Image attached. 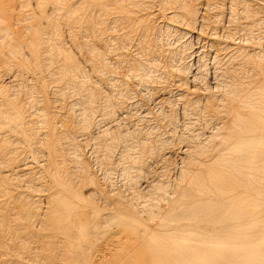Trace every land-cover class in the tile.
<instances>
[{"label": "rangeland", "instance_id": "rangeland-1", "mask_svg": "<svg viewBox=\"0 0 264 264\" xmlns=\"http://www.w3.org/2000/svg\"><path fill=\"white\" fill-rule=\"evenodd\" d=\"M99 1L102 2L103 0H0V97L1 94H7V98H5V95V97L2 96L0 98V187H2L0 188V236L4 233L3 238L0 237V241H3V243L0 242V264H112L116 261L119 262L118 264H121L123 261L130 260L135 253L137 243L133 236L118 235V232L122 228L128 227L132 217L130 215L136 216V214H132L134 213L132 210H135L133 207L136 208L140 201L148 203V208L153 212L167 207L165 206L167 205L166 199L172 201L173 197L179 194L181 190L190 188V186H187L180 179L182 169L192 170L193 173L197 172V174L201 173V166L204 164L212 166L211 159L218 151L224 147H228L233 142L232 138L228 137L233 126L231 125L232 122H230L233 117L232 112L236 108L238 111H235L234 114L236 112L243 114L246 111H258L262 95L264 94V0H260V2L259 0H255L256 2L252 0H242V2L239 0H164V4L161 0H152L153 4L149 0L152 4L149 5H151V8L154 7L155 11L157 10L156 12L153 8V11L150 12L152 9L148 8V4L145 3V7L142 6L138 11H133V13L127 12L130 7L125 6L124 12L127 15V20L124 21V24L120 23L116 27L117 36L121 32L123 33V31V34L125 32L128 33V36L125 37L126 41L125 39L123 40L124 44L128 45L129 40L134 37L136 30H139L146 24L152 28L162 26L161 28L165 27L164 29L166 30L170 29V31H175V33L179 32L178 35L181 34L182 37L187 33L184 35L183 40L180 36L181 38L178 43L181 44H177L172 39L170 40L172 41V43L170 42L171 46H168L164 40L160 44L158 43L156 56L160 59L156 58L153 61L158 62L152 63L155 68L151 66L152 64L149 65L154 70L149 69L150 75L148 69H145V72H139L138 70L127 72L128 69H133L135 64L137 67V63L143 64V62L145 63L149 59L147 51L145 52L139 47L137 48L140 50L133 48L134 52L132 48H122L124 50L123 52L120 49L122 55L127 49H131L132 51H127L123 58L126 56L128 58L123 59L124 64H119L116 62L118 59L113 54L111 55V52L102 45L100 39L102 37L107 38L110 34V29L107 27L109 26L108 16L102 23L103 25L99 21V6L101 3ZM143 1L148 2V0ZM165 3L168 5L167 11L171 9L173 11L166 13V8H164ZM155 4H157L156 8ZM237 4L241 9L235 7ZM244 4L247 6L246 8H244ZM251 4L252 6L255 4V8L251 7ZM95 5L98 8L94 7ZM221 7L231 10V15L229 12L227 14V11ZM160 8L164 9L161 11ZM242 8L246 11L242 10ZM147 9L149 10V15ZM232 11L235 15L232 14ZM137 12L139 15L141 14L140 17L143 15L141 19L148 15L147 19L146 17L143 19V21H146L143 22L141 20L143 24L141 21L132 24L133 19L139 16L135 14ZM257 12L261 18L258 17ZM129 13L133 16L128 15ZM177 14L179 15L177 16ZM168 15L171 18H168ZM177 17L180 21L182 19L181 23L182 25L184 23V26L181 25L180 21L176 20ZM255 17L258 18L255 19ZM216 18L217 20L215 21ZM229 18L231 19L230 24H228ZM166 20L172 21V26L170 22L169 24L168 22L166 23ZM174 20L180 23L182 27L174 22ZM105 21L108 23L106 22L107 24L104 25ZM188 21H191V23ZM153 22V25H157L153 26ZM257 22L258 24H254ZM259 23L262 25V28L259 26ZM127 24H132L131 27L133 25L135 27L132 30H128ZM169 25L170 27H167ZM189 25H193V27H189ZM254 25L256 27H253ZM100 26L105 32L108 31V33L106 32L107 35L104 32L100 33ZM174 27L177 29L175 28L176 30H174ZM178 28L180 29L178 30ZM192 28L194 29L192 30ZM199 30L201 31L199 32ZM201 32H203L202 36H200ZM222 33L224 34L222 35ZM132 34L133 37L131 36ZM136 34H138V31ZM208 35L209 38L213 36L217 38L214 39L213 37L209 39ZM224 35L225 40L222 37ZM228 35L232 41L230 38H227ZM218 38L219 40H217ZM216 42L217 44H215ZM185 43L186 47L189 46V48L193 49L191 51L187 47V51L189 49V53H186L189 56L188 58L185 54L183 55L184 58L182 55L180 58H177L175 64L179 65V67L175 65L174 68L181 69V73L179 74L178 71H175L176 69L174 70L169 65L171 63L165 62L166 59H163V56L166 49H169V51L174 50L177 48L175 46ZM218 45L221 47L219 46V48ZM166 46L167 48H165ZM222 47L223 50H221ZM224 51L226 52L225 54L215 55ZM196 52H199L198 55ZM132 54L134 56L138 55V57L136 56L137 59L136 57L133 59L130 56ZM197 56L201 59L199 58L198 60ZM138 59L143 61L141 62ZM133 60L134 62L132 63ZM199 61L204 64H199ZM216 61H219L218 66L219 63L225 62L227 67H232L236 71L240 68L234 74L235 77L232 79L230 91L227 92L228 94H225L229 97H238L239 99L229 98V100L228 96L224 95L227 99L225 100L223 94H221L222 97L220 96L219 92L221 90H217V82L214 79L215 71H217V67H214V65L217 66V63H214ZM159 63L163 65L161 66ZM164 63L168 64L165 65ZM183 64L189 68L187 71L183 72ZM247 64L249 68L245 67L248 66ZM164 67L166 68L165 72L162 71ZM125 68H128L127 71ZM169 68L172 73L169 71ZM254 70L255 72H253ZM155 71L157 74H154ZM256 71L258 73L260 71V73L258 74ZM202 73L206 77H203L205 79V82L202 80L204 83L196 79L197 76L201 77ZM166 74H169V77ZM244 84H248V87ZM184 85H186L185 88H183ZM189 89L190 91L188 92ZM212 91L217 93L214 94ZM230 93L233 95L231 96ZM219 96L221 97L220 101H218L220 99ZM192 98L197 99V104L193 107H185V103ZM205 99L208 100L206 104ZM6 101L10 103V107L6 104ZM225 101L229 104L225 103ZM2 103H5L6 106ZM223 103L227 104V106L223 105ZM230 103L235 105H232L234 108H231ZM242 104H247L248 107L245 108ZM198 105H200L199 108ZM11 107L14 108V111L10 110L13 113L9 111V109H12ZM225 108H230L228 110V114L231 113L229 116ZM182 109L186 110V112ZM224 110H226V113ZM14 112L20 114L17 115ZM14 115L15 117L23 115V117L19 118L22 123ZM191 117L192 119L190 120ZM224 118L225 121L221 122ZM23 119L30 122H26ZM31 120L35 123L32 124ZM219 125L222 126L220 127ZM209 127L212 128L209 129ZM223 127L225 129L226 127L228 128L226 129L227 132ZM26 133L28 134L26 135ZM212 133L217 134L215 136ZM219 134L223 136L221 137L223 140L219 138ZM16 135L29 143H25L24 140L18 138ZM185 136L189 139L187 140ZM215 137L218 139H215ZM209 138L212 139L211 142ZM195 139L197 140L195 141ZM197 141H200L202 144L196 143ZM202 141L206 143L205 147L211 151L205 147L202 148L204 146ZM26 144L30 147L28 148ZM196 145H199L197 147L201 146L200 148L204 150L205 153L203 155L197 152L199 148ZM186 150L188 155L185 153ZM194 151L199 155L193 154ZM190 156L195 159V163ZM198 156H201L203 159ZM187 159H191L193 163ZM46 173H49L48 176ZM1 182L4 187L3 185L1 186ZM180 184L184 187L180 186ZM159 188L162 190L160 191ZM132 194H135L137 197L135 198ZM2 196L4 197L2 198ZM58 198L66 200L71 205V211L68 212L69 216L67 215L64 226L79 222V224L87 228L88 233L80 237L79 230L75 228H72L69 232L62 231V233H57L54 231L51 223L54 218L60 215L56 208V200ZM132 198L135 204H133ZM7 200L9 201L7 202ZM4 201L7 203L2 204L5 203ZM102 206L105 207L104 211L102 210ZM108 206L110 208H107ZM111 211L121 213L117 214L116 219H111L107 225L99 227L98 225L102 222V213L109 215ZM108 219L110 220V217ZM151 221H145V225L151 227L152 224L153 228L157 224V219L153 218ZM6 226L9 231L5 228Z\"/></svg>", "mask_w": 264, "mask_h": 264}, {"label": "bare ground", "instance_id": "bare-ground-1", "mask_svg": "<svg viewBox=\"0 0 264 264\" xmlns=\"http://www.w3.org/2000/svg\"><path fill=\"white\" fill-rule=\"evenodd\" d=\"M156 1V0H155ZM164 0H161V2H163ZM178 1V0H176ZM240 2H242V0H239ZM238 1V2H239ZM250 1V0H249ZM253 2L255 0H252ZM39 2V1H38ZM101 2V1H99ZM149 2V0H148ZM147 1H143V0H103L101 3H100V6H99V17L101 21V24L104 22V20H106L105 18H107L108 16V21H105L104 25L105 24H109V26H107L110 30V34L109 36H107V38H104L102 37L100 39V42L102 43L103 46H105L109 52H111V55L113 54L114 57H116L118 59V61H116L117 63L119 64H124L123 62V59L126 58L124 56V54H126L127 51H130L129 49H127V51L125 50V53L122 55L120 53V49L123 50L125 47H128V48H137L139 47L140 49H142L143 51H147L146 53H148L149 55V59L143 64L142 63H137V67H136V64H135V69L133 67V69H128V68H125L126 71L128 69L127 72L129 71H132V70H138L139 72H145V69L147 70L148 69V73H149V69H151L152 71H154L149 65L152 64V63H156V62H153L156 60V58H158L157 55V52H156V47L157 45L160 44L161 41L164 40V42H167V45L168 46H171V43L173 40H175V42L177 44H181V43H178L180 38L182 37L181 34L178 35V33H175V31H170V29L166 30L164 28H161V27H157V28H152L150 26H148L147 24L142 26V28H140L139 30H136V32L138 31V34H134V37H133V34L131 35L133 38H131L128 42V45L124 42L123 40L125 39L126 36H128V33L123 31V33L117 36V32H116V27L117 25H119L120 23L124 24V21L127 20V15H125V8L126 7H130L129 10L127 12H130V13H133V11H138V9L142 6L145 7V3L148 4V8L150 9H154V7L151 8V5L153 4L152 3V0L148 3ZM154 2V1H153ZM158 2V1H157ZM160 2V3H161ZM216 2V1H214ZM256 2V1H255ZM260 2V0H259ZM156 3V2H155ZM181 3V2H180ZM179 3V4H180ZM184 3V1H183ZM189 3V2H188ZM218 3V2H216ZM220 3V2H219ZM237 3V2H236ZM235 3V5H236ZM246 3V2H245ZM151 4V5H149ZM164 4V2H163ZM222 4V3H220ZM250 4V3H249ZM157 4H155V8L157 7L156 6ZM166 5V7H165ZM164 5V8H166V13L169 12V11H173L172 9L167 11V4L165 3ZM227 5V4H226ZM234 5V6H235ZM245 5V4H244ZM257 5V4H256ZM126 6V7H125ZM159 6V5H158ZM177 6V5H176ZM206 6V5H205ZM223 6V5H222ZM250 6V5H248ZM94 7H97L98 6H94ZM174 7V6H172ZM214 7V6H213ZM235 7H239L238 4L237 6ZM241 7H242V4H241ZM247 6L245 5L244 8H246ZM251 7H254L255 8V4H251ZM163 8V9H164ZM169 8V7H168ZM179 8V7H178ZM220 8V7H218ZM222 8V7H221ZM229 8V7H228ZM227 8V9H228ZM233 8V7H232ZM252 8V9H254ZM257 8V7H256ZM259 8V7H258ZM72 9V8H71ZM73 9H74V6H73ZM95 9V8H93ZM145 9V8H144ZM142 9V10H144ZM150 10V12L153 11ZM163 9L160 8V10L162 11ZM175 9V7H174ZM202 9V8H201ZM205 9V7H204ZM222 9H225L224 7ZM231 9V7H230ZM237 9V8H236ZM241 9V8H240ZM248 9H250L248 7ZM97 10V9H96ZM95 10V11H96ZM206 10V9H205ZM217 10V9H216ZM220 10V9H219ZM229 10V9H228ZM226 10L227 11V14L228 12L230 13L231 15V10ZM239 10V9H237ZM242 10H244L242 8ZM261 10V9H260ZM149 10L147 9V13L148 15L150 14L148 12ZM155 11V9H154ZM157 11V10H156ZM155 11V12H156ZM158 11H159V8H158ZM201 11V10H200ZM214 11V10H213ZM235 11V10H234ZM246 11V10H244ZM257 11V10H256ZM140 12V11H139ZM146 12V11H145ZM176 12H177V9H176ZM181 12V10H180ZM223 12V11H221ZM238 13H240L239 11H237ZM236 12V14H237ZM254 12V11H253ZM252 12V13H253ZM86 13V12H85ZM128 14V15H132V14ZM143 14H145L144 12H141ZM146 13V14H147ZM160 13V11H159ZM158 13V14H159ZM162 13V12H161ZM164 13V12H163ZM175 13V12H174ZM179 13V11H178ZM244 13V12H243ZM242 13V14H243ZM249 13V12H248ZM256 13V12H255ZM262 13V12H261ZM264 13V11H263ZM72 14V13H71ZM136 15L139 13H135ZM180 14V13H179ZM177 14V16L179 15ZM200 14V13H199ZM225 14V13H224ZM232 14L233 11H232ZM241 14V15H242ZM245 14V13H244ZM258 14V12H257ZM256 14V15H257ZM98 16V14H96ZM141 15V14H140ZM140 15L138 17H140ZM147 15V17H148ZM155 15V14H154ZM153 15V17H154ZM161 15V14H160ZM235 15V14H234ZM233 15V16H234ZM238 15V14H237ZM236 15V16H237ZM239 15V16H241ZM255 15V16H256ZM259 15V14H258ZM92 16V15H91ZM96 16V18H97ZM133 16V15H132ZM152 16V15H151ZM158 16V15H157ZM169 17L168 18H171L170 15H168ZM183 16V15H182ZM215 16V15H214ZM219 16V15H218ZM251 16V14H250ZM263 16V15H262ZM130 18H132L131 16H129ZM136 18V19H133V23L132 24H135V22L137 23L138 21H143V19L146 17L144 16L143 19H141V17H143V15L140 17V18ZM146 17V19H147ZM167 17V16H166ZM213 17V16H212ZM229 17V16H228ZM232 17V16H231ZM258 17L261 18V16L259 15ZM257 17V18H258ZM91 18V17H90ZM135 18V16H134ZM156 18H159V17H156ZM215 18V17H213ZM234 18V17H233ZM232 18V19H233ZM236 18V17H235ZM255 17V19H257ZM263 18V17H262ZM85 19V18H84ZM154 19V18H152ZM175 19V18H174ZM181 19V18H180ZM222 19V18H221ZM241 19V18H240ZM89 20V19H88ZM98 20V19H96ZM131 20V19H130ZM129 20V21H130ZM164 20V18H163ZM178 22L180 21L179 18L177 17L176 19ZM176 20H174V22H176ZM199 20V19H198ZM217 20V18L215 19V21ZM239 20V19H238ZM237 20V21H238ZM261 20V19H260ZM98 21V22H99ZM128 21V22H129ZM141 21V22H142ZM146 21V20H144ZM143 21V22H144ZM158 21V20H157ZM182 21V19H181ZM180 21V23H181ZM203 21V20H202ZM222 21V20H220ZM228 21V20H227ZM231 21V19L229 18V21H228V24H230L229 22ZM264 21V20H263ZM88 22V21H87ZM107 22V23H106ZM140 22V23H141ZM142 22V24H143ZM155 22V21H154ZM154 22L152 23V25L154 24ZM160 22V21H158ZM157 22V23H158ZM162 22V20H161ZM170 22V20H166V23ZM172 22V21H171ZM171 22H170V25H171ZM176 22V23H178ZM191 23V21H188ZM199 22V21H198ZM204 22V21H203ZM234 22V21H233ZM241 22V21H239ZM238 22V23H239ZM261 22V21H260ZM156 23V22H155ZM163 23V22H162ZM160 23V24H162ZM180 23H178V25L180 26ZM252 23V22H251ZM262 23V22H261ZM99 24V23H98ZM132 24H127L128 26V30H132L133 27H135ZM139 24V23H138ZM167 24V25H168ZM174 24V23H173ZM206 24V23H205ZM217 24V23H216ZM254 24H258L257 23H254ZM95 25V23H94ZM103 25V24H102ZM137 25V24H136ZM150 25V24H149ZM157 25V24H155ZM153 25V26H155ZM167 26V27H170ZM177 25V24H176ZM174 25V26H176ZM182 25V23H181ZM188 25V23H187ZM186 25V26H187ZM200 25V24H199ZM215 25V24H214ZM212 25V26H214ZM165 26V25H164ZM172 26V25H171ZM184 26V23L183 25ZM180 26V27H182ZM227 26V25H226ZM231 26V25H229ZM228 26V27H229ZM236 26V25H235ZM259 26H261L262 28V25H260L259 23ZM82 27V26H81ZM84 27V26H83ZM90 27V26H89ZM99 27V26H98ZM106 27V26H105ZM106 27V28H107ZM122 27V25H121ZM131 27V28H129ZM139 27H141L139 25ZM178 27V26H176ZM174 27V30H176L177 28ZM189 27H193V25H189ZM195 27V26H194ZM215 27V26H214ZM253 27H256V25H254ZM264 27V26H263ZM173 28V27H172ZM176 28V29H175ZM186 28V27H185ZM204 28V27H203ZM206 28V27H205ZM122 29V28H120ZM126 29V30H127ZM180 28H178L179 30ZM187 29H188V26H187ZM194 28H192L193 30ZM258 29V28H257ZM99 30V29H97ZM108 30V29H107ZM173 30V29H172ZM189 30H191L189 28ZM188 30V32H189ZM198 30V29H197ZM202 30V29H201ZM199 30V32L201 31ZM212 30V28H211ZM239 30V29H238ZM254 30V28H253ZM84 31V30H82ZM100 33L104 32L106 35L108 33V31L105 32V30L103 28H101L100 26ZM181 31V30H180ZM182 31H186V30H182ZM112 32V33H111ZM116 32V33H115ZM133 32V31H132ZM198 32V31H197ZM204 32V31H203ZM201 32V35L202 36V33ZM211 32V31H209ZM98 33V32H97ZM130 33V31H129ZM134 33V32H133ZM183 34V32H181ZM213 33V31H212ZM249 33V32H248ZM2 34V33H1ZM92 34V33H91ZM187 34V33H185ZM184 34V35H185ZM205 34V32H204ZM224 33H222L223 35ZM234 34H238V33H234ZM18 35V34H17ZM84 35V34H83ZM101 35V34H100ZM99 35V36H100ZM184 35L182 37V40L184 39ZM210 35V34H209ZM209 35H208V38H209ZM240 35V33H239ZM6 36V35H5ZM181 36V37H180ZM212 36V34H211ZM238 36V35H237ZM236 36V37H237ZM198 37V36H197ZM214 37V36H213ZM211 37V38H213ZM220 38V36H218ZM225 40V35L222 36ZM245 37V36H243ZM130 38V37H129ZM128 38V39H129ZM201 38V37H200ZM203 38V37H202ZM209 38V39H211ZM217 38L216 36L214 37V39ZM219 38L217 40H219ZM228 39L230 38V40L232 41L231 37L228 35L227 37ZM234 38V37H233ZM20 39V38H19ZM172 39V41H170ZM208 39V40H209ZM221 39V38H220ZM235 39V38H234ZM241 39V38H240ZM239 39V40H240ZM255 39V38H254ZM253 39V40H254ZM185 40H186V37H185ZM207 40V38H206ZM238 40V41H239ZM126 41V39H125ZM211 41V40H210ZM215 41V40H214ZM223 41V40H221ZM236 41V40H235ZM243 41V40H242ZM122 44H121V43ZM163 42V43H164ZM171 42V43H170ZM219 42V41H218ZM159 43V44H158ZM214 43V42H213ZM224 43V42H223ZM188 44V43H187ZM206 44V43H205ZM212 44V43H210ZM217 44V42L215 43ZM243 44V43H242ZM166 45V44H165ZM175 45V44H174ZM244 45V44H243ZM220 45H218L219 47ZM104 47V48H105ZM160 47V46H159ZM158 47V48H159ZM164 47V46H163ZM177 47V48H175ZM173 46V48H175L174 50H170L169 49L165 50V54L163 56V59H166L165 62H169L171 64H169L170 66L173 67V69L175 70L176 68L175 67V63H176V60L177 58H180L181 55L183 56L184 54L186 55V53L189 51V49H191V47L189 48V46H187L189 49L187 51V47H186V43L185 44H182V45H179V46ZM215 47V46H213ZM221 47V46H220ZM219 47V48H220ZM123 48V49H122ZM137 48V49H139ZM157 48V49H158ZM167 48V46L165 47ZM169 48V47H168ZM172 48V49H173ZM14 49V48H13ZM139 49V50H140ZM193 49V48H192ZM191 49V51H192ZM204 49H205V45H204ZM208 49V48H207ZM211 49V48H210ZM213 49V48H212ZM215 49V48H214ZM225 49V48H224ZM159 50V49H158ZM223 50V47L222 49ZM226 50V49H225ZM231 50V49H230ZM132 51V50H131ZM161 51V50H160ZM190 51V52H191ZM214 51V50H213ZM217 51V49H216ZM215 51V52H216ZM229 51V50H228ZM233 51V50H232ZM124 52V50H123ZM122 52V53H123ZM133 52H134V49H133ZM131 52V53H133ZM140 52V51H139ZM200 52V51H199ZM198 52V53H199ZM218 52V51H217ZM231 52V51H230ZM234 52V51H233ZM232 52V53H233ZM237 52V51H236ZM137 53V51H136ZM135 53V54H136ZM142 53V52H141ZM140 53V54H141ZM145 53V54H146ZM160 53V52H159ZM189 53V52H188ZM194 53V52H193ZM197 53V52H196ZM197 53V55H198ZM201 53H203L201 51ZM225 54L226 52H221L220 54H215V55H221V54ZM231 53V54H232ZM143 54V53H142ZM161 54V53H160ZM159 54V55H160ZM195 54V53H194ZM193 54V55H194ZM259 54V53H258ZM109 55V53H108ZM205 55V54H204ZM227 55V54H226ZM239 55V54H238ZM112 56V57H113ZM133 59L138 55L134 56L133 54L130 55ZM187 56V55H186ZM201 56V55H200ZM260 56V55H259ZM99 57V56H97ZM136 57V59H137ZM146 57V56H145ZM160 57V56H159ZM189 56H187L188 58ZM193 57V56H192ZM211 57V56H209ZM214 57V56H213ZM223 57V56H221ZM128 58V57H127ZM130 58V57H129ZM184 58V56H183ZM186 58V60H187ZM190 58H191V55H190ZM198 58V56H197ZM200 58V57H199ZM198 58V60H199ZM203 58V57H202ZM160 59V58H158ZM162 59V58H161ZM201 59V58H200ZM214 59V58H213ZM219 59V58H218ZM222 59V58H221ZM224 59H225V56H224ZM132 60V59H131ZM140 60L141 62L143 60L141 59H138ZM179 60V59H178ZM204 60V59H203ZM201 60V61H203ZM230 60V59H229ZM244 60V59H243ZM102 61V60H101ZM161 61V60H160ZM159 61V62H160ZM175 61V62H174ZM192 61V59H191ZM211 61V60H210ZM223 61V59H222ZM245 61V60H244ZM131 62V61H129ZM134 62V60L132 61V63ZM136 62V61H135ZM164 62V61H162ZM185 62V61H184ZM200 62V61H199ZM198 62V63H199ZM218 62L219 61H216L214 63H217L214 67H217V71H215V74H214V79L216 80L217 84H216V87L218 88L217 90H221L219 92L220 96L222 97L221 94H223V98L225 96H228V95H225L229 90V88L231 87V83H232V79L233 77H235V72H238L239 69H237L238 71L234 70L232 67H227V65L225 64V62H222V63H219V66H218ZM221 62V61H220ZM158 63V62H157ZM161 63V62H160ZM159 63V64H160ZM183 63V62H182ZM188 63V62H186ZM184 63V64H186ZM224 63V64H223ZM228 63V62H227ZM248 63V62H247ZM165 64V63H164ZM168 64V63H167ZM165 64V65H167ZM183 64V66H184ZM199 64H204L203 62H200ZM197 64V65H199ZM221 64V65H220ZM249 64V63H248ZM247 64V65H248ZM13 65V64H12ZM116 65V63H115ZM132 65V64H131ZM161 66L163 64H160ZM169 65L167 66V69L169 67ZM189 65H192V64H189ZM196 65V64H195ZM212 65V64H211ZM153 66V64L151 65ZM179 67V65H176ZM187 65H185L182 70L183 72L189 68L186 67ZM204 66V65H203ZM202 66V67H203ZM229 66V65H228ZM131 67V66H129ZM199 67V66H198ZM246 68L248 67L249 68V65L248 66H245ZM258 67V66H257ZM111 68V67H110ZM132 68V67H131ZM153 68H155V66H153ZM158 68V67H156ZM192 68V67H191ZM190 68V69H191ZM205 68V66H204ZM261 68V67H260ZM164 69V70H163ZM162 69V71L165 72V67ZM172 69V70H173ZM236 69V68H235ZM256 69V68H254ZM173 70V71H174ZM199 70H202V69H199ZM214 70V69H213ZM253 70V69H251ZM258 70V69H257ZM263 70V68H262ZM138 71H136L138 73ZM169 71H170V68H169ZM175 71H178L179 74L181 73V69L179 70V68H177ZM248 71V69H247ZM58 72V71H57ZM147 72V71H146ZM172 73V71H170ZM204 72V71H203ZM249 72V71H248ZM255 72V70L253 71ZM257 72V71H256ZM133 73V72H132ZM131 73V74H132ZM151 73V72H150ZM149 73V75H150ZM156 73V71L154 72V74ZM162 73V72H161ZM207 73V72H206ZM258 73V72H257ZM260 73V71H259ZM258 73V74H259ZM97 74V73H96ZM140 74V73H139ZM144 74V73H143ZM147 74V73H146ZM157 74V73H156ZM183 74V73H182ZM181 74V75H182ZM188 74V73H187ZM129 75V74H128ZM152 75V74H151ZM160 75V74H159ZM169 75V74H168ZM167 74L166 76L169 77ZM2 76V75H1ZM139 76V75H138ZM156 76V75H155ZM161 76V75H160ZM173 76H175L173 74ZM249 76V75H248ZM254 76H256L254 74ZM258 76V75H257ZM48 77V76H47ZM141 77V76H140ZM143 77V76H142ZM148 77V76H147ZM152 77V76H151ZM185 77H187L185 75ZM198 77V78H197ZM196 79H199V80H204L205 82V79L203 77H205V74L202 73L201 77L200 76H197ZM264 77V76H263ZM203 78V79H202ZM206 78V77H205ZM255 78V77H254ZM7 79V78H6ZM137 79V78H136ZM140 79V78H139ZM153 79V77H152ZM155 79V78H154ZM157 79V78H156ZM159 79V78H158ZM165 79V77H164ZM168 79V78H167ZM194 79V78H192ZM236 79V78H234ZM82 80V79H81ZM114 80V79H113ZM173 80V79H172ZM199 80H196V81H199ZM249 80V79H248ZM13 81V80H12ZM19 81V80H18ZM128 81V80H127ZM140 81V80H139ZM193 81V80H191ZM195 81V80H194ZM236 81V80H235ZM245 81V80H244ZM247 81V80H246ZM115 82V81H114ZM141 82V81H140ZM151 82V81H150ZM188 82V81H186ZM185 82V83H186ZM203 82V81H202ZM203 82V83H204ZM261 82V81H259ZM12 83V82H11ZM145 85H146V82L144 81ZM182 83V82H181ZM184 83V84H185ZM199 83V82H198ZM240 82L238 81V84ZM246 83V82H244ZM250 83V82H249ZM71 84V83H70ZM125 84V83H124ZM127 84V83H126ZM142 84V83H141ZM263 84V83H262ZM55 85V84H54ZM148 85V84H147ZM175 85V84H174ZM204 85V84H203ZM240 85V84H239ZM246 85V87H248V84H244ZM256 85V84H255ZM180 86V85H179ZM182 86V84H181ZM186 85H184L183 88H185ZM252 86V85H251ZM259 86V85H258ZM73 87V86H72ZM77 87V86H76ZM150 87V86H149ZM191 87V86H190ZM238 87V86H237ZM256 87V86H254ZM1 88V87H0ZM187 88V87H186ZM209 88V87H208ZM239 88V87H238ZM241 88V87H240ZM249 88H252V87H249ZM70 89V87H69ZM125 89V88H124ZM177 89V88H176ZM182 89V88H181ZM205 89V88H203ZM234 89V87H233ZM237 89V88H236ZM67 90V89H66ZM143 90V89H142ZM184 90V89H182ZM181 90V91H182ZM5 91V90H4ZM178 91H179V88H178ZM185 91V90H184ZM190 91V89L188 90V92ZM192 91V89H191ZM194 91V90H193ZM207 91V89H206ZM254 91V90H253ZM3 92V91H2ZM6 92V91H5ZM4 92V93H5ZM213 92V91H212ZM252 92V90H251ZM85 93V92H84ZM186 93V92H185ZM214 94L217 93V92H213ZM211 93V94H213ZM233 93V92H232ZM259 93V92H258ZM83 94V93H82ZM196 94V93H195ZM228 94V93H227ZM231 94V93H230ZM242 94V93H241ZM5 95V94H4ZM1 94V97L4 96ZM7 95V94H6ZM5 95V96H6ZM182 95V94H181ZM202 95V94H201ZM225 95V96H224ZM233 94H231L232 96ZM235 95V94H234ZM239 95V94H238ZM4 96V97H5ZM198 96V95H196ZM205 96V95H204ZM219 96V97H220ZM0 97V98H1ZM60 97V96H59ZM102 97V96H101ZM147 97V96H146ZM195 97V96H194ZM218 97V98H219ZM221 97L218 101L221 100ZM249 97V96H248ZM7 98V96L5 97ZM74 98V97H73ZM156 98V97H155ZM181 98V97H180ZM188 98V97H187ZM206 98V97H205ZM211 98V97H210ZM216 98V97H215ZM222 98V99H223ZM229 98H235V97H229L228 96V99ZM238 98V97H237ZM235 98V99H237ZM254 98V97H253ZM112 99V98H111ZM120 99V98H119ZM162 99V98H161ZM183 99V98H181ZM199 99V98H198ZM201 99V98H200ZM209 99V97H208ZM234 99V100H235ZM239 99V98H238ZM252 99V98H251ZM250 99V100H251ZM1 100V99H0ZM7 100V99H6ZM11 100V98H10ZM166 100V99H165ZM168 100V99H167ZM213 100V99H212ZM225 100L226 97H225ZM230 100V99H229ZM242 100V99H240ZM8 101V100H7ZM6 101V104L9 105L10 103H7ZM14 101V100H13ZM78 101V100H77ZM203 101V100H202ZM206 101H208L207 99H205V104H206ZM210 101V99H209ZM217 101V99H216ZM237 101V100H236ZM242 101H245V100H242ZM3 102V101H2ZM5 102V101H4ZM82 102V101H81ZM174 102V101H173ZM197 102V99L195 98H192L190 101H187L185 103V107L187 106L188 107H193L195 106V104ZM213 102V101H212ZM234 102V101H233ZM239 101H237L238 103ZM251 102V101H250ZM13 103V102H12ZM74 103V102H73ZM110 103V102H109ZM165 103V102H163ZM202 103V102H201ZM225 103H227L225 101ZM6 106L5 103H2ZM168 104V102H167ZM172 104V103H171ZM199 104V103H198ZM203 104V103H202ZM200 104V105H202ZM229 104V103H227ZM227 104H224L223 105H226ZM240 104V103H238ZM259 104V103H258ZM1 105V104H0ZM15 105V104H14ZM75 105V104H74ZM106 105L108 106V104L106 103ZM198 105V108L199 106ZM233 103L231 104L230 103V106L231 108L235 105H233ZM244 105V104H242ZM247 104L244 105L245 108L248 107V105L246 106ZM16 106V105H15ZM103 106V105H102ZM183 106V105H182ZM203 106V105H202ZM216 106V105H215ZM1 107V106H0ZM10 107V105H9ZM8 107V108H9ZM17 107V106H16ZM183 107V108H185ZM197 107V106H196ZM225 107V106H224ZM250 107V106H249ZM254 107V106H253ZM12 108V107H11ZM18 108V107H17ZM16 108V109H17ZM21 108V107H20ZM108 108V107H107ZM131 108V107H130ZM221 108V107H220ZM234 108V107H233ZM2 109V108H1ZM15 109V111H16ZM19 109V108H18ZM78 109V108H77ZM168 109V108H167ZM194 109H197V108H194ZM193 109V110H194ZM223 109V107H222ZM220 109V110H222ZM227 109V114H228V108H225ZM237 109V108H236ZM235 111H238L236 110ZM241 109V108H239ZM10 110H13L14 111V108L12 109H9ZM183 110V109H182ZM190 110H192L190 108ZM219 110V108H218ZM244 111V109H242ZM253 110V109H251ZM13 111L10 113H13ZM20 111V110H18ZM184 111V110H183ZM189 111V110H188ZM225 113H226V110H224ZM234 111V112H235ZM17 112V111H16ZM14 112V114L16 113ZM21 112V111H20ZM186 112V110L184 111ZM200 112V111H199ZM221 112V111H220ZM232 112V111H231ZM234 112H232L233 114V117L231 118L232 120L230 122L232 126L229 134H228V137L232 138V143L228 146V147H224L222 150L218 151V153L211 159L212 160V166H209L208 164H204L201 169V173L197 174L196 173H193L192 170H184L182 169V173L180 174V179L182 181L185 182V184H187V186H190V188H186V189H183L181 190V192L179 194H176L172 201H168V199H166V204L165 206L167 207H163L162 209H158L157 212H153L152 210H150L147 206V204L145 202H139L137 204V207L133 209L135 210H132L134 211V213L132 214H136V216L134 215H130L132 216L131 217V221H130V224L128 225L127 228H122L119 232H118V235H126V236H133V238L135 239L137 245H136V250H135V253L133 255V257L128 260V261H123L121 262V264H264V173L263 170H264V94L262 95V98H261V103L259 104V107H258V111H246L244 112L243 114L239 113V112H236L234 114ZM96 113V112H95ZM164 113V112H163ZM188 113V112H187ZM217 112H215L216 114ZM1 114V113H0ZM17 114V113H16ZM20 114V113H19ZM17 114V115H19ZM81 114V113H80ZM156 114V113H155ZM158 114V113H157ZM199 114V113H198ZM213 114V113H212ZM221 114V113H220ZM231 114V113H230ZM228 114V116L230 115ZM141 115V114H140ZM191 115V114H190ZM218 115V114H216ZM225 115V114H223ZM214 117V115H212ZM222 116V115H221ZM15 117V115H14ZM18 117V116H16ZM15 117V118H16ZM21 117H23V115H21ZM20 116L18 117V120L20 122V119L21 118ZM103 117V116H102ZM135 117V116H134ZM217 117V116H216ZM223 117V116H222ZM11 118V117H10ZM145 118V117H144ZM195 118V116H194ZM200 118V117H199ZM218 118V117H217ZM9 119V118H8ZM42 119V117H41ZM96 119V118H95ZM185 119V117H184ZM187 119V118H186ZM192 119V117L190 118V120ZM196 119V118H195ZM198 119V118H197ZM214 120H216L215 118H213ZM17 120V121H18ZM23 120H26V119H23ZM22 120V121H23ZM44 120V118L42 119ZM41 120V121H42ZM164 120V119H163ZM188 120V119H187ZM194 120V119H193ZM204 120V119H203ZM15 121V120H14ZM29 121V120H28ZM26 120V122H28ZM159 121V120H158ZM186 121V120H185ZM184 121V122H185ZM189 121V120H188ZM198 121V120H197ZM196 121V122H197ZM211 121V120H210ZM220 122V120H218ZM225 121V118L223 121L221 122H224ZM7 122V121H6ZM30 122V121H29ZM110 122V121H109ZM173 122H174V119H173ZM191 122V121H190ZM10 123V122H9ZM22 123V122H20ZM25 123V122H24ZM31 123H35V122H32L31 120ZM122 123V122H121ZM148 123V122H147ZM199 123V122H197ZM202 123V122H201ZM209 123V122H208ZM207 123V124H208ZM169 124V123H168ZM190 124V123H189ZM205 124V123H204ZM215 124V122H214ZM19 125V124H17ZM21 125V124H20ZM23 125V124H22ZM29 125V124H27ZM25 125V126H27ZM37 125V124H35ZM170 125H173V124H170ZM175 125V123H174ZM185 125V124H183ZM203 125V124H202ZM191 126V125H190ZM190 126H188L190 128ZM211 126V125H210ZM220 127L222 125H219ZM230 126V125H228ZM227 126V127H228ZM15 127V126H14ZM18 127V126H17ZM16 127V128H17ZM21 127V126H20ZM30 127V126H29ZM105 127V126H104ZM126 127V126H125ZM215 128V126H213ZM226 127V129H228ZM4 128V127H2ZM8 128V127H7ZM25 128V127H24ZM27 128V127H26ZM157 128V127H156ZM184 128V127H183ZM205 128V127H203ZM212 128V127H211ZM209 127V129H211ZM213 128V129H214ZM6 129V128H5ZM19 129V127H18ZM17 129V130H18ZM28 129V128H27ZM38 129V128H36ZM155 129V128H154ZM217 129V128H216ZM223 129H225V127H223ZM225 129V131L227 132V130ZM4 130V129H3ZM24 130V129H23ZM30 130V129H29ZM45 130V129H43ZM112 130V129H111ZM181 130V129H180ZM1 131V130H0ZM28 131V130H26ZM25 131V132H26ZM38 131V130H36ZM210 131V130H209ZM224 131V130H222ZM224 131V132H225ZM3 132V131H2ZM20 132V131H18ZM30 132V131H29ZM34 132V131H33ZM188 132V131H187ZM9 133V132H8ZM47 133V132H46ZM141 133V132H140ZM152 133V132H151ZM16 134V133H15ZM20 134V133H18ZM28 133H26L27 135ZM106 134V133H105ZM125 134V133H124ZM200 134V133H199ZM213 134V133H212ZM212 134H211V137H212ZM217 134V133H216ZM216 134H213L216 136ZM225 134V133H224ZM7 135V134H6ZM32 135V134H31ZM50 135V134H49ZM65 135V134H64ZM198 135V134H197ZM196 135V136H197ZM209 135V134H208ZM220 135V134H219ZM18 137V135H16ZM21 136L24 137L23 134H21ZM37 136V135H36ZM55 136V135H53ZM100 136V135H99ZM158 136V135H157ZM30 137V135H29ZM34 137V136H33ZM186 137V136H185ZM223 136H219V138H221ZM225 137V136H224ZM22 140L25 141V139H23L22 137H18ZM27 138V137H26ZM41 138V137H40ZM48 138V137H47ZM125 138V137H124ZM187 138V137H186ZM202 138V137H201ZM213 138V137H212ZM217 137H215L216 139ZM32 139V137H31ZM53 139V138H51ZM57 139V138H56ZM126 139V138H125ZM189 138H187L188 140ZM206 139V138H205ZM204 139V140H205ZM218 139V138H217ZM222 139V138H221ZM226 139V137H225ZM27 140V139H26ZM50 140V139H49ZM123 140V139H122ZM192 140V139H190ZM189 140V141H190ZM197 139H195L196 141ZM210 142L212 139H210ZM223 140V139H222ZM222 140H220L222 142ZM8 141V140H7ZM29 141V140H27ZM194 141V142H195ZM217 141V140H216ZM219 141V142H220ZM33 142V141H32ZM41 142V141H40ZM47 142V141H46ZM120 142V141H119ZM122 142V141H121ZM177 142V141H176ZM193 142V141H191ZM204 146L205 147L206 143H204V141H202ZM208 142V141H206ZM10 143V142H9ZM17 143V142H16ZM19 143V142H18ZM23 143V142H22ZM25 143H27L25 141ZM24 143V144H25ZM29 143V142H28ZM27 143V144H28ZM64 143V142H63ZM141 143V142H140ZM196 143H200V141L196 142ZM216 143V142H215ZM6 144V143H5ZM26 144V146H27ZM31 144H34V143H31ZM46 144V143H44ZM125 144V143H124ZM202 144V143H200ZM211 144V143H209ZM30 145V144H29ZM40 145V144H39ZM127 145V144H126ZM182 145V144H181ZM194 145V144H193ZM227 145V144H226ZM50 146V145H49ZM190 146V145H189ZM195 146V145H194ZM199 146V145H196V147ZM9 147V146H8ZM28 148L30 146H27ZM46 147L47 144H46ZM69 147V146H68ZM105 147V146H104ZM201 147V146H200ZM200 147H197L199 148V150L197 151L195 149V151L197 152H200L202 153L201 155H203L204 150ZM16 148V147H15ZM14 148V149H15ZM51 148V146H50ZM188 148V147H187ZM206 148V147H205ZM31 149V148H30ZM52 149V148H51ZM57 149V148H56ZM192 149V147H191ZM207 150H210L209 148H206ZM215 149V148H214ZM19 150V149H18ZM26 150V149H25ZM53 151V150H52ZM51 151V152H52ZM189 151V150H188ZM193 152V154L195 153L196 156H197V152ZM211 151V150H210ZM215 151V150H214ZM25 152V151H24ZM47 152V151H46ZM50 152V153H51ZM190 152V151H189ZM32 154V152H30ZM29 153V154H30ZM58 153V151H57ZM187 153L186 155H188V152L186 150ZM212 153V152H211ZM55 154V153H54ZM190 154V153H189ZM192 154V156H193ZM208 154V153H207ZM210 154V153H209ZM57 155V154H56ZM199 155V154H198ZM33 156V155H31ZM174 156V155H173ZM195 156V157H196ZM30 157V155H29ZM57 157V156H56ZM77 157V156H76ZM75 157V158H76ZM189 157V156H188ZM201 158V156H198ZM197 157V159H198ZM205 157H207L205 155ZM210 157V156H208ZM35 158V157H34ZM191 158V156H190ZM137 159V158H136ZM193 159V158H191ZM191 159H187V160H190ZM203 159V158H201ZM183 160V159H182ZM195 159H193L194 161ZM186 161V159H185ZM200 161V160H199ZM192 162V161H191ZM190 162V163H191ZM197 162V161H196ZM193 163V162H192ZM195 163V161H194ZM198 163V162H197ZM209 163V162H208ZM55 164V163H54ZM58 164V163H57ZM60 164V163H59ZM80 164V163H79ZM202 164V163H201ZM187 165H189V163H187ZM194 165V164H193ZM54 166V165H53ZM78 166V165H77ZM196 166V164H195ZM199 166V164H198ZM25 167V166H24ZM178 167V166H177ZM181 167H183V165H181ZM23 168V167H22ZM53 168V167H51ZM184 168V167H183ZM193 168V167H191ZM197 168V166H196ZM194 169V168H193ZM47 171V170H46ZM51 171V170H50ZM180 171V172H181ZM262 171V173H261ZM47 174V173H46ZM49 174V173H48ZM47 174V176H48ZM51 174V173H50ZM52 175V174H51ZM58 178V177H57ZM52 181V180H51ZM179 182H181L179 180ZM52 183V182H51ZM50 183V184H51ZM54 183V182H53ZM57 183V182H56ZM61 183V182H60ZM139 183V182H138ZM183 183V182H182ZM181 183V184H182ZM55 184V183H54ZM136 184V183H135ZM151 184V183H150ZM179 184V183H178ZM180 184V186H182ZM2 182H1V186H2ZM59 185V184H58ZM65 186V185H64ZM67 186V185H66ZM131 186V185H130ZM4 187V185H3ZM176 187V186H175ZM184 187V186H182ZM2 188V187H0ZM70 188V187H69ZM129 188V187H127ZM178 188V187H177ZM4 189V188H3ZM64 189V188H63ZM134 189V188H133ZM137 189V188H136ZM1 190V189H0ZM67 190V189H66ZM159 190L161 191L162 189L159 188ZM165 190V188H164ZM29 191V190H28ZM56 191V190H55ZM134 191V190H133ZM159 191V192H160ZM1 192V191H0ZM6 192V191H5ZM69 192V191H68ZM8 193H10L8 191ZM28 193V192H27ZM73 193V192H72ZM164 193V192H163ZM173 193V192H172ZM2 194H3V191H2ZM7 194V193H6ZM13 194V193H12ZM174 194V193H173ZM11 195V194H9ZM25 195V194H24ZM27 195V194H26ZM73 195V194H72ZM133 195V194H132ZM6 196V195H5ZM28 196V195H27ZM135 198L137 197L135 194L133 195ZM132 196V197H133ZM173 196V195H172ZM171 196V197H172ZM4 196H2L3 198ZM12 197V196H11ZM21 197V196H20ZM19 197V198H20ZM1 198V199H2ZM7 198V196H6ZM104 198V197H103ZM148 198V197H147ZM9 199V197L7 198ZM32 199V197H31ZM133 199V198H132ZM171 199V198H169ZM51 200V199H50ZM75 200V199H74ZM73 200V201H74ZM103 200V199H102ZM131 200V199H130ZM9 200H7L8 202ZM165 201V200H164ZM5 203H2V204H6L7 202L4 201ZM11 202V201H10ZM22 202V201H21ZM77 202V201H76ZM106 202V201H104ZM133 204H135V201L133 199ZM1 203V202H0ZM102 203V202H101ZM29 204V203H28ZM45 204V203H44ZM78 204V203H77ZM103 204V203H102ZM110 204V203H109ZM157 204V203H156ZM159 204V203H158ZM1 205V204H0ZM9 205V204H8ZM6 205V206H8ZM12 205V204H11ZM106 205V204H104ZM112 205V204H111ZM110 205V206H111ZM115 205V204H114ZM149 205V204H148ZM71 205L69 204V202H67L66 200H63L62 198H58L56 200V208H57V211L58 213L60 214L59 216H57L56 218H54L53 222L51 223V226L53 227L54 231H56L57 233H62V231L64 232H69V230H71L72 228H75L76 230H79V236H84L86 233H88V230L86 227L82 226L81 224H79V222H76V223H73V225H69V226H64L65 225V221L67 219V215L69 216L68 212L71 211ZM78 206V205H77ZM110 206H108L107 208H110ZM133 206V205H132ZM5 207V206H4ZM22 207V205H21ZM151 207V206H150ZM154 207V206H153ZM23 208V207H22ZM77 208V207H75ZM156 208V207H155ZM154 208V209H155ZM6 209V208H5ZM78 209V208H77ZM98 209V208H97ZM105 207L102 206V210L104 211ZM127 209L130 210V208L127 207ZM126 209V211H127ZM19 210V209H17ZM3 211V210H2ZM23 211V210H22ZM21 211V212H22ZM102 211V212H103ZM131 211V210H130ZM98 212V211H97ZM96 212V213H97ZM18 213V212H17ZM74 213V212H72ZM108 213V212H107ZM121 213V212H119ZM119 213H116V211H111L109 212V215L107 214H103L101 215V220L102 222L98 225L99 227L100 226H105V224L107 225L108 222L111 221V219L114 220V218L116 219V216L117 214ZM125 213V212H123ZM65 214V215H63ZM100 215V214H99ZM98 215V216H99ZM97 216V217H98ZM108 217H110V220L108 219ZM3 218V217H2ZM153 218H156L157 219V224L156 226H153L152 228V224H151V227L148 226V225H145V221H151L153 220ZM0 220H1V217H0ZM86 220V219H85ZM109 220V221H108ZM5 221H6V218H5ZM116 221V220H115ZM17 222V221H16ZM152 222V221H151ZM114 223V222H113ZM1 224V223H0ZM7 224V222H6ZM9 224V222H8ZM10 227V225H9ZM23 227V226H22ZM6 229H8V227L6 226L5 227ZM4 228V229H5ZM3 229V230H4ZM9 231V229L7 230ZM1 234V233H0ZM4 234V233H3ZM3 234L2 237L3 238ZM1 238V239H2ZM19 238V237H18ZM3 243V241H0ZM9 243V242H8ZM23 243V242H22ZM5 244V243H4ZM6 245V244H5ZM11 247V246H10ZM13 248V247H12ZM23 248V247H22ZM9 251V250H8ZM23 251V250H22ZM33 252V251H32ZM121 253V252H120ZM70 255V254H69ZM83 255V254H82ZM129 255V254H127ZM16 257V256H15ZM29 257V256H28ZM126 258V256H125ZM17 259V258H16ZM14 260V259H13ZM16 261V260H15ZM21 261V260H20ZM85 261V260H83ZM87 261V260H86ZM22 262V261H21ZM119 262L116 261L115 263H112V264H118ZM30 264V263H29Z\"/></svg>", "mask_w": 264, "mask_h": 264}]
</instances>
